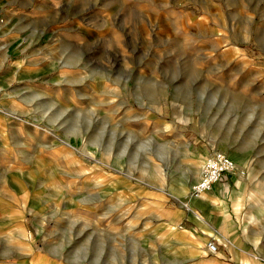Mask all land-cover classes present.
<instances>
[{
  "label": "rangeland",
  "instance_id": "obj_1",
  "mask_svg": "<svg viewBox=\"0 0 264 264\" xmlns=\"http://www.w3.org/2000/svg\"><path fill=\"white\" fill-rule=\"evenodd\" d=\"M214 151L264 250V0H0V264H218L154 234Z\"/></svg>",
  "mask_w": 264,
  "mask_h": 264
},
{
  "label": "crops",
  "instance_id": "obj_2",
  "mask_svg": "<svg viewBox=\"0 0 264 264\" xmlns=\"http://www.w3.org/2000/svg\"><path fill=\"white\" fill-rule=\"evenodd\" d=\"M228 156L230 157V155ZM196 176H198V174H196ZM232 176L233 174L227 175L226 177L231 179ZM197 178L198 177H196L194 181H196ZM116 183L119 182L116 181ZM232 183L236 189L233 190V188H230V186L220 187L215 185L210 192L204 194V196L202 195L203 197L201 196L196 200L189 199V195L187 194L185 198L186 201L184 202L185 207L181 206L182 210H178L173 214L170 223L165 225L162 232L154 234L157 235L159 239L165 244L173 243L178 245L177 248L182 251L184 257H187L188 259L196 258L201 260L200 242L209 238L208 242L213 241L218 245L217 241L212 238H221L222 240L226 241V236L228 233L227 229L225 228L223 218L217 216L214 219L215 228H212L206 222L197 218L196 210L201 211L205 218L209 220L210 217L208 215V210L214 205V200L217 204V201H223L224 198L229 195L239 198V195L232 194L234 191L240 192L233 180ZM119 198L121 199L122 197L119 196ZM141 215V213H138L135 216V219H139ZM250 218L258 222L261 218L259 211L250 215ZM184 220L193 223L195 227L190 226L185 229H179L178 225ZM144 226L146 228L149 227V222L145 223ZM170 228L171 233L169 231ZM243 230L244 228L242 226L238 228V231L234 229L231 242H228L229 244L226 246V250H224L222 253L216 252L218 264H256L254 260L264 259L263 248L258 245L254 236H250L251 232H249L248 236L245 235ZM28 252L32 253V249H28Z\"/></svg>",
  "mask_w": 264,
  "mask_h": 264
},
{
  "label": "built area",
  "instance_id": "obj_3",
  "mask_svg": "<svg viewBox=\"0 0 264 264\" xmlns=\"http://www.w3.org/2000/svg\"><path fill=\"white\" fill-rule=\"evenodd\" d=\"M235 168L234 161L228 155L214 151L204 162L198 179L190 186L189 196L199 197L210 191L217 182L233 174ZM205 248L211 255L217 252V246L213 241L207 242Z\"/></svg>",
  "mask_w": 264,
  "mask_h": 264
},
{
  "label": "bare ground",
  "instance_id": "obj_4",
  "mask_svg": "<svg viewBox=\"0 0 264 264\" xmlns=\"http://www.w3.org/2000/svg\"><path fill=\"white\" fill-rule=\"evenodd\" d=\"M233 161L235 160L234 158H231ZM206 161V159L201 163V165H200V169H199V174H198V176L200 175V173H201V169H202V167H203V164H204V162ZM235 163V162H234ZM238 173V175L240 174V172L238 171L237 172ZM195 182V181H194ZM193 184V183H192ZM237 185H238V188H239V190L241 189V187H242V185H241V183L240 182H237ZM189 190H190V187H189ZM181 193L184 195L185 193H186V187L185 186H183V188L181 189ZM207 193V192H206ZM206 193H204V194H206ZM204 194H202V195H204ZM240 194V193H239ZM239 194H237V195H239ZM188 195H189V191H188ZM202 195H200L199 197H190L189 196V199H192V200H196V199H199ZM218 203H219V201H217ZM220 203H222V204H224L225 205V203L223 202V201H220ZM216 204V202H215V200H214V205ZM222 209V208H221Z\"/></svg>",
  "mask_w": 264,
  "mask_h": 264
}]
</instances>
